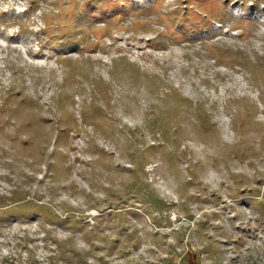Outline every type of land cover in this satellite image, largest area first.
<instances>
[{
	"label": "rangeland",
	"instance_id": "rangeland-1",
	"mask_svg": "<svg viewBox=\"0 0 264 264\" xmlns=\"http://www.w3.org/2000/svg\"><path fill=\"white\" fill-rule=\"evenodd\" d=\"M108 1L0 0V264H264V0Z\"/></svg>",
	"mask_w": 264,
	"mask_h": 264
},
{
	"label": "trees",
	"instance_id": "trees-1",
	"mask_svg": "<svg viewBox=\"0 0 264 264\" xmlns=\"http://www.w3.org/2000/svg\"><path fill=\"white\" fill-rule=\"evenodd\" d=\"M231 0H229L228 2H230ZM117 2H120V0H112V1H108L107 2V5L109 6V4H111V5H113V4H115V3H117ZM190 2V1H189ZM119 4H123L124 6H126V4H125V1L124 2H121V3H119ZM110 7V6H109ZM112 7V6H111ZM204 15H206V13H204ZM196 16H198V17H200V18H202L201 20H199V21H202V20H206V18H203V16L201 17L200 16V13H197L196 14ZM101 27H103V26H100V28ZM68 39V38H67Z\"/></svg>",
	"mask_w": 264,
	"mask_h": 264
}]
</instances>
